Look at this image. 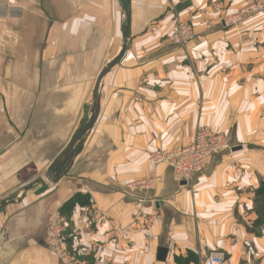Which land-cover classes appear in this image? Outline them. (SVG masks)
<instances>
[{
    "label": "crops",
    "instance_id": "obj_1",
    "mask_svg": "<svg viewBox=\"0 0 264 264\" xmlns=\"http://www.w3.org/2000/svg\"><path fill=\"white\" fill-rule=\"evenodd\" d=\"M3 1L23 13L0 19V264H65L49 236L59 216L71 264H205L212 253L264 264L255 209L264 68H250L264 64L250 50L264 12L223 23L262 0H128L127 52L102 80L99 118L56 184L46 174L90 119L106 68V17L118 16L120 42L123 9L118 0ZM174 17L195 27L184 48L169 40ZM198 126L229 136L231 148L181 185L150 154L187 145ZM150 174L161 178L153 189L131 186Z\"/></svg>",
    "mask_w": 264,
    "mask_h": 264
},
{
    "label": "built area",
    "instance_id": "obj_2",
    "mask_svg": "<svg viewBox=\"0 0 264 264\" xmlns=\"http://www.w3.org/2000/svg\"><path fill=\"white\" fill-rule=\"evenodd\" d=\"M264 11V0L255 2L242 8L238 14L230 16L223 21L225 26H232L245 19ZM23 9L11 6L8 2L0 0V19H19ZM203 16L211 17L209 11L203 12ZM207 22L209 20L207 19ZM173 30L169 36L170 42L177 47L184 48L197 38L195 27L191 22L183 21L178 17L172 19ZM231 141L229 136L213 131L207 126H198L193 140L187 145L172 150H157L150 154V161L154 165H165L173 173L174 179L179 182L189 183L206 166L211 157L230 150ZM161 178L150 174L146 179L133 183L131 186L138 189H153ZM156 217H149L146 228H150ZM62 218L50 228L49 236L55 253L65 264H71V258L64 249V227ZM264 236V231L262 232ZM226 257L221 253L210 254L205 264H225Z\"/></svg>",
    "mask_w": 264,
    "mask_h": 264
},
{
    "label": "water",
    "instance_id": "obj_3",
    "mask_svg": "<svg viewBox=\"0 0 264 264\" xmlns=\"http://www.w3.org/2000/svg\"><path fill=\"white\" fill-rule=\"evenodd\" d=\"M120 6L122 9H125V5L122 0H118ZM129 18L127 17V24L124 25L123 31H122V37H123V45L119 52V54L106 66V68L102 71V73L99 75L96 85L94 88L93 93V107L91 110V117L88 120V122L76 133V135L73 137L72 141L70 142L67 150L63 154L61 160H57L48 170L46 174V178L53 184L58 183L61 176L68 170V168L71 166L73 162V158L76 155L78 151V145L82 141V139L86 136L88 132H90L100 114V103H99V89L100 84L102 80L122 61L124 58L127 49H128V42H129V26H128ZM240 150V149H235ZM186 182H182L181 185H186ZM168 254V250L166 248H160L158 250V260L161 262H164L166 260V256Z\"/></svg>",
    "mask_w": 264,
    "mask_h": 264
},
{
    "label": "rangeland",
    "instance_id": "obj_4",
    "mask_svg": "<svg viewBox=\"0 0 264 264\" xmlns=\"http://www.w3.org/2000/svg\"><path fill=\"white\" fill-rule=\"evenodd\" d=\"M123 2L125 3V9H123V11L121 12L120 24L122 26L123 25L126 26V24H127V15H130V10H129V7H128V0H123ZM263 12H261V13H259L257 15H254L252 17H249L247 19L248 20H252V19H256L257 17H261L262 16L261 14ZM106 19L108 20L107 21V38L108 37L110 38V41H109L110 43H107V47H106V66H107L115 58L114 56L117 54V51H118V48H119L120 44L123 45V39L120 42L117 40V38L113 39V35L114 34L117 36V31H118V26H119L118 16L117 15H115V16L112 15L109 19H108V17H106ZM247 19H245V20L247 21ZM108 34H109V36H108ZM253 34L254 35L251 36V38H250L251 41L254 42V44L250 45L251 46L250 50L252 51L251 55H258L259 54L263 58L264 50L261 49V48H258L255 43L264 44V30H263V32L254 31ZM258 34H260V36H258ZM262 48H264V46H262ZM95 58H97V57H95ZM254 67L256 68V70L263 69L264 68V64L259 63V62H255V63L251 64L250 65L251 71L253 70ZM92 107H93V97H92V100H91L90 110H92ZM257 205H259V204H257Z\"/></svg>",
    "mask_w": 264,
    "mask_h": 264
},
{
    "label": "trees",
    "instance_id": "obj_5",
    "mask_svg": "<svg viewBox=\"0 0 264 264\" xmlns=\"http://www.w3.org/2000/svg\"><path fill=\"white\" fill-rule=\"evenodd\" d=\"M258 192L260 195H259V199L256 201V207H255L257 215H258V220L256 223L259 227H264V183H262ZM75 201H76V198H74L71 201V203L72 202L74 203Z\"/></svg>",
    "mask_w": 264,
    "mask_h": 264
}]
</instances>
